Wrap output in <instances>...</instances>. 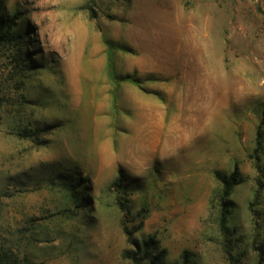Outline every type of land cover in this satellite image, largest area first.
Wrapping results in <instances>:
<instances>
[{
  "label": "rangeland",
  "instance_id": "374dc122",
  "mask_svg": "<svg viewBox=\"0 0 264 264\" xmlns=\"http://www.w3.org/2000/svg\"><path fill=\"white\" fill-rule=\"evenodd\" d=\"M0 6L1 252L133 264L125 222L145 264H264V0Z\"/></svg>",
  "mask_w": 264,
  "mask_h": 264
},
{
  "label": "trees",
  "instance_id": "16d2710c",
  "mask_svg": "<svg viewBox=\"0 0 264 264\" xmlns=\"http://www.w3.org/2000/svg\"><path fill=\"white\" fill-rule=\"evenodd\" d=\"M1 8V6H0ZM84 8H89V17H95V13L92 10V7L87 4ZM16 19V16H14ZM14 20L5 21L0 16V42H3L8 39L9 36V28ZM22 59L21 57H19ZM134 82L138 81L133 79ZM121 176V175H120ZM217 179L220 181L222 185V194L220 196V211H219V220L218 227L219 231L223 236L224 244H225V252L228 256V259L231 257V243L229 239V228L227 226V216L229 214V199L228 196L231 194L233 187L238 184L240 180V174L237 166H234L233 170L227 175H216ZM119 183H117L118 187L122 186V178L119 177ZM120 207H123L122 202H119ZM142 221H139L138 226ZM122 229L124 234L126 235L127 241L135 246V251H133L129 258L133 264H145L146 260L149 259L151 252L155 249V242L152 236H149L142 244H138L132 241L133 231L130 230L125 222L122 224ZM158 256H161L159 254ZM158 259V257H157ZM151 262V261H150ZM0 264H29L25 260L19 259L16 255H11L7 251H0Z\"/></svg>",
  "mask_w": 264,
  "mask_h": 264
}]
</instances>
